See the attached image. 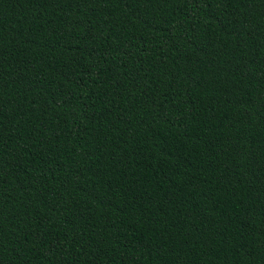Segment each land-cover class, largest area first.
I'll list each match as a JSON object with an SVG mask.
<instances>
[{"label": "trees", "instance_id": "obj_1", "mask_svg": "<svg viewBox=\"0 0 264 264\" xmlns=\"http://www.w3.org/2000/svg\"><path fill=\"white\" fill-rule=\"evenodd\" d=\"M0 264H264V0H0Z\"/></svg>", "mask_w": 264, "mask_h": 264}]
</instances>
